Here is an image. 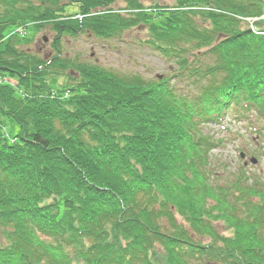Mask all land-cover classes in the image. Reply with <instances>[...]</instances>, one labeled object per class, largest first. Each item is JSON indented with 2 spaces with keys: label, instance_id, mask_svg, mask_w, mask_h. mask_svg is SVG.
Listing matches in <instances>:
<instances>
[{
  "label": "trees",
  "instance_id": "16d2710c",
  "mask_svg": "<svg viewBox=\"0 0 264 264\" xmlns=\"http://www.w3.org/2000/svg\"><path fill=\"white\" fill-rule=\"evenodd\" d=\"M115 1L0 0V264H264V184H214L200 128L264 113V2ZM47 26L55 53L33 52ZM134 27L168 75L63 56Z\"/></svg>",
  "mask_w": 264,
  "mask_h": 264
},
{
  "label": "rangeland",
  "instance_id": "374dc122",
  "mask_svg": "<svg viewBox=\"0 0 264 264\" xmlns=\"http://www.w3.org/2000/svg\"><path fill=\"white\" fill-rule=\"evenodd\" d=\"M140 1L145 6H150L156 2L172 5L176 0ZM126 5L127 0H116L113 3L115 9ZM199 8L210 9L207 6ZM68 11L76 13L78 7L72 5ZM260 18L264 20V16ZM55 34L56 32L49 26L43 28L30 49L42 54H54ZM147 37V31L141 27H134L123 32L121 36L110 39L98 38L87 33L76 37H64L63 56L74 60L90 61L122 75L137 74L145 79L164 77L170 73L174 63L151 48L145 42ZM64 81H67L66 76L60 78V82ZM5 125L6 130L13 134L20 129L19 125L11 122L9 118ZM200 128L201 134L208 136L213 143H216L212 149L208 150V166L214 184L223 186L229 183L241 169L247 171L249 177L259 179L264 184V113L252 108L243 114L240 108L233 106L222 121L202 123ZM242 154L244 158H241ZM222 223V221L219 222L220 229L229 233L228 229L221 225Z\"/></svg>",
  "mask_w": 264,
  "mask_h": 264
},
{
  "label": "water",
  "instance_id": "95a60500",
  "mask_svg": "<svg viewBox=\"0 0 264 264\" xmlns=\"http://www.w3.org/2000/svg\"><path fill=\"white\" fill-rule=\"evenodd\" d=\"M255 161V160H254Z\"/></svg>",
  "mask_w": 264,
  "mask_h": 264
}]
</instances>
